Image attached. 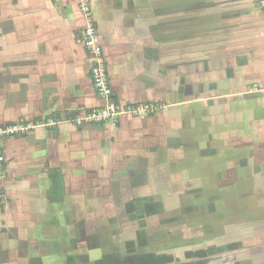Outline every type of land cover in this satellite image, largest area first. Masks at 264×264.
<instances>
[{
    "label": "crops",
    "instance_id": "crops-1",
    "mask_svg": "<svg viewBox=\"0 0 264 264\" xmlns=\"http://www.w3.org/2000/svg\"><path fill=\"white\" fill-rule=\"evenodd\" d=\"M91 4L114 99L160 108L124 111L117 125L75 124L106 103L93 84V57L77 39L88 17L77 0H0V124L58 121L2 141L0 264H31L32 247L41 251L31 234L45 233L48 220L62 223L66 192L88 203L89 187L122 185L158 146L170 147L178 126L183 142L230 139L234 169L264 187V12L257 1ZM250 238L257 264L264 236Z\"/></svg>",
    "mask_w": 264,
    "mask_h": 264
},
{
    "label": "rangeland",
    "instance_id": "rangeland-1",
    "mask_svg": "<svg viewBox=\"0 0 264 264\" xmlns=\"http://www.w3.org/2000/svg\"><path fill=\"white\" fill-rule=\"evenodd\" d=\"M181 129L122 185L89 187L88 203L66 192L62 223L48 220L45 233L31 234L41 241L31 264H254L250 237L264 236V187L234 169L230 139L183 142Z\"/></svg>",
    "mask_w": 264,
    "mask_h": 264
},
{
    "label": "built area",
    "instance_id": "built-area-1",
    "mask_svg": "<svg viewBox=\"0 0 264 264\" xmlns=\"http://www.w3.org/2000/svg\"><path fill=\"white\" fill-rule=\"evenodd\" d=\"M262 11L264 12V0H256ZM82 12L89 19L86 27L80 29L77 34V39L82 42L87 48L90 55L93 57V66L91 75L93 84L98 96L106 101L105 105L91 109L74 118L75 124L79 126L90 124H118L119 117L124 111L139 112L141 110L154 111L155 107H132L123 106L114 99L113 89L110 84L109 69L103 46L100 43L99 31L96 23L90 18L92 13L91 0H77ZM56 120H33L29 122H17L11 124H0V178L5 175V164L7 161L6 152L3 148L2 141L8 136L18 134H26L29 131L38 127L54 126Z\"/></svg>",
    "mask_w": 264,
    "mask_h": 264
}]
</instances>
